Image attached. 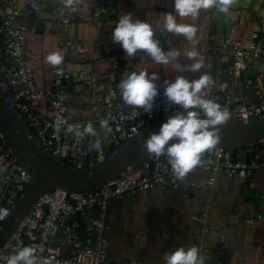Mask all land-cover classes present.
<instances>
[{
	"label": "built area",
	"instance_id": "built-area-1",
	"mask_svg": "<svg viewBox=\"0 0 264 264\" xmlns=\"http://www.w3.org/2000/svg\"><path fill=\"white\" fill-rule=\"evenodd\" d=\"M85 1L87 0H83ZM93 1L95 5L89 12L90 20L107 14L106 5L112 0ZM82 3L72 8H65L63 4L56 6L59 30L54 52H60L64 59L61 64L52 65V87L46 91L35 84L26 54L27 36L23 19L30 16L33 4L21 9L13 0H0V56L6 95L44 150L76 169L91 166L121 141L136 135L144 126L161 117L175 115L176 111L180 110L178 105L167 101L163 95L164 91L155 98L150 114L142 108L134 109L133 106L124 104L119 89L121 80L115 71L91 73L82 68L74 69L68 66L67 62L73 55L78 59V63L89 62L94 58L96 50L113 53L111 66L118 68L120 72L130 70L135 59L126 57L121 45L113 39L108 42L100 40L90 43L74 41L67 36L70 23L80 17ZM217 10L207 9L211 13ZM237 12L241 13L243 10ZM251 23L257 27L258 18H252ZM114 28L115 26H112V31ZM236 31V27L229 26L226 34L219 38L218 60L229 80H237L241 76L246 85L252 86L256 101L248 105L238 104L240 96L216 92L214 84L204 91L205 95L215 99L221 108L229 110L230 118L248 119L264 113V88L259 90L253 85L254 78H264V34L253 29L242 42L233 36ZM204 36L209 37L207 33ZM195 50L204 62L206 49L202 47ZM190 62L192 64L194 61ZM203 69L204 67L198 72L201 73ZM245 74L249 76L246 77ZM198 78L193 75L189 80ZM80 83L88 92L86 106L95 113L90 122L97 131L96 137L86 134L77 136L75 128L71 133L67 132L69 125L79 124L81 131L86 127L83 121L73 119L68 114L70 86ZM83 98L84 96L80 95V99ZM102 120L109 122L111 133L105 134L106 129L100 126ZM97 139L101 141L99 150L90 146ZM259 151V157L255 154L245 161L233 157L228 149L213 148L203 154L204 163L196 168L210 173L206 180L207 185H211L216 176L231 177L239 173L249 176L257 171L264 172V142L260 144ZM27 181L25 170L16 163L10 152L0 145V208L10 212ZM153 187L160 190L178 187V179L173 175L166 155L159 158L152 155L135 172L112 180L102 188L67 192L56 187L42 192L34 199L0 247V264H7L9 257L25 246L36 249L37 264H140L135 260L120 263L108 261L106 209L111 200H122L127 195L145 192ZM244 221L252 222L250 219ZM211 228L210 224L206 225L201 229L200 235ZM216 243L220 253H224L226 244L223 234L216 237ZM206 264L222 262L219 258L211 256L206 260Z\"/></svg>",
	"mask_w": 264,
	"mask_h": 264
},
{
	"label": "crops",
	"instance_id": "crops-1",
	"mask_svg": "<svg viewBox=\"0 0 264 264\" xmlns=\"http://www.w3.org/2000/svg\"><path fill=\"white\" fill-rule=\"evenodd\" d=\"M13 1L21 9L33 4L30 16L23 19L27 36L26 54L35 84L49 91L52 87V65L46 62V57L56 48L59 30L56 6L62 5V2ZM94 5L93 0L81 4L80 17L67 28L66 33L70 39L90 43L100 40L108 42L112 40V26H115L124 13H132L137 19H148L155 24L162 13L174 12V0H112L106 5L107 14L90 20L89 12ZM238 10L243 12L238 13ZM252 18H258L257 27L252 25ZM177 20L179 23L194 24L197 27L194 41H188L182 35L160 31L159 28L156 38L160 40L165 51L171 47L180 51L181 56L174 63L182 67L191 64L184 56L185 52L204 47L206 58L201 73L191 72L186 68L178 72L174 65L165 68L164 65L152 61L142 50L132 61L131 69L125 72L111 66L113 53L100 50L94 52V58L89 62L78 63L73 55L67 64L71 68H82L91 73L115 71L120 80L125 78L126 73L142 70L158 72L160 78L156 83L159 93L164 91L165 80L174 81L178 75L189 79L193 75L200 77L203 73H208L214 80L216 92L224 93L228 89V93H233L236 81H225L221 74L223 65L218 60V41L226 34V27L229 26L237 28L233 36L242 42L253 29L264 34V0H234L227 13L218 10L211 13L202 9L195 20L179 16ZM206 33L208 38L204 36ZM253 85L262 90L264 78H254ZM80 95L84 98L80 99ZM87 97L88 92L83 84L70 86L68 114L73 119L83 121L85 125L91 123L90 119L95 116L86 106ZM254 151L258 152L259 148ZM209 175L205 170L194 168L184 179H178V187L175 189L160 190L153 187L145 192L127 195L122 200L109 201L106 209L108 261L120 263L135 260L140 264H164L163 256L166 252L174 251L182 245H196L202 250L206 260L215 256L222 264H264V172L253 173L256 208L244 202L243 197L238 195V174L231 177L216 176L213 183L207 185ZM246 219L252 222L246 223ZM208 224L212 228L200 235L201 229ZM219 234L224 236V253H220L217 247L216 237Z\"/></svg>",
	"mask_w": 264,
	"mask_h": 264
},
{
	"label": "clouds",
	"instance_id": "clouds-1",
	"mask_svg": "<svg viewBox=\"0 0 264 264\" xmlns=\"http://www.w3.org/2000/svg\"><path fill=\"white\" fill-rule=\"evenodd\" d=\"M65 8H72L83 0H61ZM234 0H174V12L162 13L155 24L148 19L140 20L132 13H124L115 24L112 39L119 43L126 57H136L141 50L156 64L174 65L176 71L185 68L191 72H198L204 67L199 53L193 49L184 53V56L194 61L190 65L180 66L174 63L181 56L180 51L171 47L165 51L161 42L156 38L159 28L170 34L182 35L188 41H194L197 27L194 24L179 23L177 17H190L195 20L201 10L216 8L221 13H227ZM60 52H53L46 57V62L53 66L63 62ZM158 72L142 70L126 73L119 84L121 96L125 105L133 108H142L144 112L151 113L154 100L159 95L157 81ZM214 84L212 76L203 73L198 79L189 80L178 75L173 80L164 81V93L170 104L179 106L175 115L170 116L160 127L158 133H152L142 147L149 155L159 158L166 155L171 165L172 173L177 179L184 177L197 166L204 163L202 159L206 151L212 150L221 141L219 125L227 123L230 113L227 108H221L215 99L205 95V89ZM203 117V118H202ZM100 126L106 129L105 134L111 133L107 120L100 121ZM76 129L77 136L88 135L96 137L97 131L92 123H88L81 131V126L69 125L67 132ZM175 143H169L170 141ZM91 148L99 150L101 141L96 140ZM167 146V147H166ZM9 210L0 208V220L9 215ZM36 249L25 246L16 251L7 260V264H37ZM164 264H206L202 250L196 246H180L174 251L166 252L163 256Z\"/></svg>",
	"mask_w": 264,
	"mask_h": 264
},
{
	"label": "water",
	"instance_id": "water-1",
	"mask_svg": "<svg viewBox=\"0 0 264 264\" xmlns=\"http://www.w3.org/2000/svg\"><path fill=\"white\" fill-rule=\"evenodd\" d=\"M228 30V27H226ZM257 64V61L254 62ZM227 81L226 71H221ZM234 96H240L238 104L248 105L256 101L253 88L238 77ZM3 65L0 56V145L8 150L27 173L28 181L10 209V214L0 222V247L12 230L18 225L34 199L42 192L61 188L67 192L90 191L104 187L108 182L135 172L152 155L142 147L152 133H158L170 116L161 117L144 126L133 137L121 141L106 155L91 166L76 169L50 155L38 143L26 127L20 115L12 105L3 87ZM233 89V87H232ZM230 91V90H229ZM228 89L224 93L229 92ZM203 118V117H202ZM221 141L214 148L228 149L231 155L247 161L260 151H246L245 147L260 145L264 142V113L248 119L229 118L227 123L219 125ZM170 141L169 143H175ZM167 147V146H166ZM236 151L234 152V150ZM107 150V146H105ZM238 195L256 208L254 198L256 188L252 185L253 174H238Z\"/></svg>",
	"mask_w": 264,
	"mask_h": 264
},
{
	"label": "trees",
	"instance_id": "trees-1",
	"mask_svg": "<svg viewBox=\"0 0 264 264\" xmlns=\"http://www.w3.org/2000/svg\"><path fill=\"white\" fill-rule=\"evenodd\" d=\"M260 147V145H254V146H248V147H245V150L246 151H249V150H255V149H257V148H259ZM112 149V148H111ZM236 151V149L234 150V152ZM233 157H235L234 156V154L232 155Z\"/></svg>",
	"mask_w": 264,
	"mask_h": 264
}]
</instances>
